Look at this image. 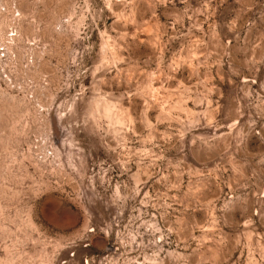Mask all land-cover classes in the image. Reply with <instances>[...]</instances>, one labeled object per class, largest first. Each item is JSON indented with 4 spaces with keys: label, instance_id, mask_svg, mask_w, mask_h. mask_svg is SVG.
Returning <instances> with one entry per match:
<instances>
[{
    "label": "rangeland",
    "instance_id": "obj_1",
    "mask_svg": "<svg viewBox=\"0 0 264 264\" xmlns=\"http://www.w3.org/2000/svg\"><path fill=\"white\" fill-rule=\"evenodd\" d=\"M0 264H264V0H0Z\"/></svg>",
    "mask_w": 264,
    "mask_h": 264
}]
</instances>
